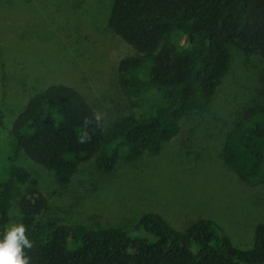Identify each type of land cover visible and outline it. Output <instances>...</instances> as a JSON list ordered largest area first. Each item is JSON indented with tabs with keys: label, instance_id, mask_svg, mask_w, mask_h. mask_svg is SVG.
I'll use <instances>...</instances> for the list:
<instances>
[{
	"label": "trees",
	"instance_id": "obj_1",
	"mask_svg": "<svg viewBox=\"0 0 264 264\" xmlns=\"http://www.w3.org/2000/svg\"><path fill=\"white\" fill-rule=\"evenodd\" d=\"M106 25L133 51L115 72L122 92L144 109L104 132L75 88L47 84L27 100L0 145V264L18 185H25L15 205L26 237L18 264H264V223L255 226L252 246L239 249L206 218L181 231L155 212L142 214L130 231L41 220L48 202L14 163L20 152L60 186L92 159L110 171L120 148L128 160L156 154L178 134L183 116L209 107L228 69V45L264 59V0H113ZM174 33L184 45L173 44ZM220 158L242 183L264 185V101L242 107L224 133Z\"/></svg>",
	"mask_w": 264,
	"mask_h": 264
},
{
	"label": "rangeland",
	"instance_id": "obj_2",
	"mask_svg": "<svg viewBox=\"0 0 264 264\" xmlns=\"http://www.w3.org/2000/svg\"><path fill=\"white\" fill-rule=\"evenodd\" d=\"M112 1L0 0L1 146L27 100L47 84L81 93L104 132L120 117L143 111L142 101L126 96L117 81L116 62L133 51L107 29ZM171 40L178 47L185 44L178 33ZM227 48L228 69L209 107L183 116L178 134L158 153L128 160L120 148L110 171L98 170L92 159L60 186L20 152L14 163L48 202L41 220L130 231L142 214L155 212L181 231L206 218L233 246L250 248L255 226L264 223V185L242 183L222 163L220 149L242 107L264 101V59ZM24 187L16 186L11 196L1 264H18L26 240L15 205Z\"/></svg>",
	"mask_w": 264,
	"mask_h": 264
}]
</instances>
